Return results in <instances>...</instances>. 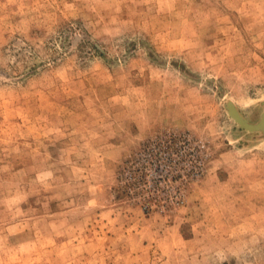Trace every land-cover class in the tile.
<instances>
[{
	"label": "rangeland",
	"instance_id": "obj_1",
	"mask_svg": "<svg viewBox=\"0 0 264 264\" xmlns=\"http://www.w3.org/2000/svg\"><path fill=\"white\" fill-rule=\"evenodd\" d=\"M0 264H264V0H0Z\"/></svg>",
	"mask_w": 264,
	"mask_h": 264
},
{
	"label": "built area",
	"instance_id": "obj_2",
	"mask_svg": "<svg viewBox=\"0 0 264 264\" xmlns=\"http://www.w3.org/2000/svg\"><path fill=\"white\" fill-rule=\"evenodd\" d=\"M132 170H134V165H132ZM129 169V168H128ZM132 170H127L128 171V173H130L131 174V179L133 180V185H134V173H133V171Z\"/></svg>",
	"mask_w": 264,
	"mask_h": 264
}]
</instances>
